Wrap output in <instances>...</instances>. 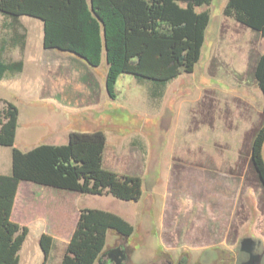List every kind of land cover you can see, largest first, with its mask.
<instances>
[{"label":"trees","instance_id":"obj_1","mask_svg":"<svg viewBox=\"0 0 264 264\" xmlns=\"http://www.w3.org/2000/svg\"><path fill=\"white\" fill-rule=\"evenodd\" d=\"M211 0H0L1 52L5 46L23 53L25 29L20 17L42 23V46L77 55L92 68L101 56L106 64L105 91L115 99V84L121 74L150 86V98H162L166 84L181 74H192L200 59ZM223 17L251 29L264 38V0H227ZM105 48V52H104ZM23 70V62L0 59V79ZM253 76L264 100V52L256 60ZM263 122L254 135L250 160L264 187ZM19 111L10 101L0 100V147L11 148L10 174H0V264H18V253L28 228L11 221L17 187L31 181L57 190L83 195L111 196L122 202H137L143 180L103 168L106 136L101 129L71 130L65 144L42 143L21 151L14 147ZM120 238L133 234V226L112 212L95 208L79 211L73 232L59 264H95L102 254L107 233ZM53 239L42 234L41 264H46Z\"/></svg>","mask_w":264,"mask_h":264},{"label":"rangeland","instance_id":"obj_2","mask_svg":"<svg viewBox=\"0 0 264 264\" xmlns=\"http://www.w3.org/2000/svg\"><path fill=\"white\" fill-rule=\"evenodd\" d=\"M226 2L227 0H211L208 6L198 9V11L208 9L210 12L200 59L195 64L192 74L183 73L176 80L166 84L162 98H150L151 88L148 84L137 83L133 76L124 73L116 81L115 99L109 98L105 92L104 57L101 56L98 67L92 68L70 53L43 50V28L40 22L33 19L36 22L31 25V28L29 26L30 30L28 29L27 39L31 55L25 58L27 61L25 74L20 77L19 82L11 83L8 87L0 85V99L13 102L19 111L14 147L26 151L32 146L42 144L40 143L42 139L43 143L64 144L71 130L101 129L106 136V152L112 150L115 152L114 158L111 157L108 161L113 171L139 175V167L135 165L136 156L138 158L143 156L146 167L143 177L141 176L144 181L142 191L149 190L155 178L164 188V181L169 180L170 169L180 165L191 167L188 165L189 161L184 159L186 145L184 137L187 131L170 132V127L174 121L178 120L186 125L190 123L193 116L191 111L194 108L192 101L212 96L227 99L228 103L230 99L244 100L243 96H245L246 98L252 97L259 109L264 104L253 73L250 71L240 75L237 70L247 62L249 48H252L255 54L263 52L264 38L258 32L243 27L236 34H224L218 41L219 25ZM4 34H7L6 31L0 28V40ZM11 54L10 49L4 57L9 58ZM45 69L53 75L51 78L44 74ZM84 75L87 78L82 81L77 80ZM243 81L252 86L241 88L240 84H243ZM75 82L78 84H74ZM72 83L81 89L85 87L88 90L90 86L94 87V96L99 99L97 107L83 112L89 118L92 117L90 123L84 120L80 125L75 115L63 116L56 108L49 105L41 106L37 102L40 97L38 94L57 93L62 96V87ZM73 90L74 87L70 88V91ZM78 95L80 100L82 97ZM247 137L248 135L240 149V166L233 165L228 151L222 156L226 164L231 165L229 167L225 164L222 170L227 174L223 175L222 179L229 180L228 185L225 184L223 188L214 187L210 192L211 195L217 196L222 213L217 220L208 218L205 220L204 239H210L211 242H222V245L227 248L182 250L181 257L173 260L171 255L164 253L159 246L157 232L152 230L150 234L148 229L142 228L136 231L131 238H125L127 240L115 235V231H110L106 236V241L109 237L106 251H110L118 244H124L127 253L126 264H241L246 253L239 246L240 239L247 237L259 241L264 250V189L253 172L252 166L243 163L245 150L248 151L245 147ZM50 140L58 143L47 142ZM200 142L197 140L196 143L200 144ZM209 142H212L211 138ZM208 149H211L210 145ZM0 151V174H2L5 173L2 167L7 159L6 152L10 155V149L0 147ZM191 158L190 163L202 164L196 154H193ZM192 167L198 168L199 166ZM198 178L202 179V177L191 174V179L198 180ZM211 178L208 173L206 179ZM164 189L159 191V194ZM222 190L223 192L219 193ZM84 198L83 204L116 213L135 227L133 220V212L136 210L135 203L122 202L111 196L86 195ZM158 207L160 212V205ZM157 212L150 214L152 221L157 219L158 216L155 217ZM214 224L220 228L219 235H212L208 232ZM190 241H193V237ZM27 246L36 248L37 245L28 242ZM51 249L46 264H59L64 254L63 245L56 243ZM259 264H264V253Z\"/></svg>","mask_w":264,"mask_h":264},{"label":"crops","instance_id":"obj_3","mask_svg":"<svg viewBox=\"0 0 264 264\" xmlns=\"http://www.w3.org/2000/svg\"><path fill=\"white\" fill-rule=\"evenodd\" d=\"M33 19L34 18L25 16L19 18L20 24L25 29V45L23 53L20 52L18 47L14 48L8 46H5L3 52L0 51V59L5 62H16L19 60L23 62L22 72L16 75L6 73L0 79V85H6L8 87L11 83L19 82L20 77L25 74L27 65L25 58H28L31 55L27 37L29 30L32 27L31 25L37 20ZM2 22L3 17L0 15V28ZM241 28H243V26L236 23L235 20L223 17L219 25L218 41L222 39L224 34H236ZM10 49L12 50L11 57L5 58L4 54ZM43 50L45 49L43 48ZM263 52L261 54H263ZM248 53L247 62L237 68L240 75H244L250 71L253 73L256 60L261 56V54L253 53L252 48L248 49ZM81 62L84 63L83 61ZM44 72V74L50 76V78L53 76L50 75L51 73L46 69ZM45 75L44 77H46ZM85 78H87L86 75L77 80L82 81ZM242 83L243 84H240L241 88L252 86L249 85V83H246V81H243ZM74 84H78V82H75ZM74 84L63 85L62 96L57 95V93L38 94L40 97H38L39 99L37 102L41 106L49 105L56 108L63 116L70 117L75 115L78 117L80 125L81 121L83 122L84 120H86L87 123H90L92 122V117L89 118L87 115L83 114V112L95 109L98 104L97 100L99 99L94 96V87L90 86L87 90L85 87H82L81 89V87L79 88L78 85ZM72 87H74V90L70 91V88ZM78 94L82 97L80 100ZM243 97L244 100L234 101L233 99H230L228 103L226 102L227 99L224 100L212 96L192 101L194 108L191 111L193 116L191 117L192 119L190 123L186 125L178 120L174 121L170 127V132L187 131L184 137L186 144L184 147V159L189 161L187 162L191 167L181 165L176 168L173 167L170 169V174L168 175L169 180L164 181L165 189L160 186L159 180L155 178V181L151 182L149 190L145 192L142 191L139 200L133 202L136 207L135 212H133V220L135 222L133 234H135L136 231H140L139 229L142 228L145 230L148 229L150 234H152V230H155L157 232L156 235L158 236L157 240L159 246L164 253L171 255L173 260H177L181 257L182 250H210L218 247L227 248L222 245V242H211L210 239H204L205 220L207 218L217 220L222 213V208L220 207V202L217 199V196L210 194L212 188L217 186L223 188L225 184L228 185L229 183V180L224 181L222 179L223 175H227L222 172V170H224V165L227 163L225 159H222V156L228 151L231 155V162L234 163L233 165L240 166V149H242V145L245 143L247 135L248 140H246L245 147L248 148V151L246 152L245 150L243 163H248L249 166H252L253 172L255 170L250 160V148L253 137L256 135L257 130L263 122V104L261 109H259L256 107V102L252 97ZM0 100L6 99L2 98ZM67 138L68 134L65 140ZM209 138L212 139V142H209ZM197 140L201 141L200 144L196 143ZM43 142L42 139L40 143ZM47 142L58 143L52 140ZM106 145L104 146L103 152V168L113 171L108 161L111 157L112 159L114 158L115 152L112 150L107 153ZM209 145L211 146V149H208ZM226 145L233 147H227ZM9 149L10 155L6 152L7 159L2 167V170L5 173L2 174H10L11 171V148ZM193 154H196L199 160L201 159L202 164L190 163ZM262 156L264 159V147L262 149ZM233 157H235V159H233ZM135 165L136 167H139L138 170L140 172V177H143L144 168L146 167V162L144 161L143 156L139 158L136 156ZM226 165H229V167L231 166L230 164ZM192 166L199 167L193 168ZM116 173L122 174V172ZM208 173L212 177L210 180L206 179ZM191 174L202 177V179H191ZM212 174H214V176H212ZM217 175H219V178H217ZM162 189L164 190L159 194V191ZM214 191L216 192V189H214ZM222 192L223 190L219 193ZM85 196L86 195L74 191L57 190L53 187L40 186L31 181L20 182L17 187L14 205L10 215L12 222L28 228L26 238L20 252L18 253V264H41L43 260V252L39 246V239L42 234L52 237V245H55L56 243L62 244L65 251L66 244L75 228L79 211L84 208H93L90 207V205L82 203ZM157 205H160L161 207L160 212ZM152 212H157L155 217H158L155 221L151 220L150 214H152ZM219 229L218 225L214 224L212 228L208 229V232L212 235H219ZM133 234L129 237L131 238ZM115 235H117L116 232ZM197 235H199L198 238ZM191 237H193V241H190ZM108 239L109 237L105 242L102 254L107 252ZM28 242L36 244V248L28 247ZM125 244L127 245L126 241Z\"/></svg>","mask_w":264,"mask_h":264},{"label":"flooded vegetation","instance_id":"obj_4","mask_svg":"<svg viewBox=\"0 0 264 264\" xmlns=\"http://www.w3.org/2000/svg\"><path fill=\"white\" fill-rule=\"evenodd\" d=\"M243 251L246 253V256L242 259L241 264L260 263V259H262V255L264 253L260 243H255L253 246H250L248 249ZM106 255L107 259H105ZM126 261L127 253L125 251V246L124 244H118L109 252L101 254L98 260H96V264H110L109 262H112L111 264H126Z\"/></svg>","mask_w":264,"mask_h":264},{"label":"water","instance_id":"obj_5","mask_svg":"<svg viewBox=\"0 0 264 264\" xmlns=\"http://www.w3.org/2000/svg\"><path fill=\"white\" fill-rule=\"evenodd\" d=\"M106 50H105V48H104V52H105ZM72 55H74V57H76V58H79L77 55H75V54H72ZM80 59V58H79ZM81 60V59H80ZM81 61H83V60H81ZM84 62V61H83ZM261 183V182H260ZM262 184V183H261ZM263 186V185H262ZM255 243H260L259 241H254L252 238H242V239H240L239 240V246H240V248L241 249H243V250H246V249H248L250 246H253ZM262 255V254H261ZM261 255H260V257H261ZM256 264H259L258 262L256 263Z\"/></svg>","mask_w":264,"mask_h":264}]
</instances>
